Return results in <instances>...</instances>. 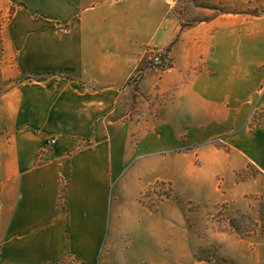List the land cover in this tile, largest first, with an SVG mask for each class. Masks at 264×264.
<instances>
[{
    "label": "crops",
    "instance_id": "obj_1",
    "mask_svg": "<svg viewBox=\"0 0 264 264\" xmlns=\"http://www.w3.org/2000/svg\"><path fill=\"white\" fill-rule=\"evenodd\" d=\"M16 1L0 0V23L14 9L1 26L0 57L31 80L4 95L0 108L9 133L0 163V264H56L67 254L96 264L130 213L135 174L115 185L125 159L115 125L132 102L153 94L167 102L156 124L172 145L186 134L243 129L264 103V0H205L212 7L198 22L168 0ZM147 47L171 49L174 66L161 79L146 71ZM138 70L145 76L136 86ZM239 133L236 165L224 172L254 168L237 187L241 198L262 195L264 131Z\"/></svg>",
    "mask_w": 264,
    "mask_h": 264
},
{
    "label": "rangeland",
    "instance_id": "obj_2",
    "mask_svg": "<svg viewBox=\"0 0 264 264\" xmlns=\"http://www.w3.org/2000/svg\"><path fill=\"white\" fill-rule=\"evenodd\" d=\"M168 2L189 22L202 20V9L212 7L205 0ZM214 8L225 12L223 7ZM13 11L4 16L0 31ZM160 50L147 47L142 56L146 54V71L153 69L150 57L158 52L169 56L171 65L156 70L161 79L173 68L174 59L170 48ZM14 65V60L0 57V108L4 95L31 80L22 77ZM135 75L130 81L138 86L145 75L139 70ZM166 106L153 94L148 102H132L130 116L112 130L115 145L125 157L121 181L115 185L135 175L127 197L129 217L125 214L121 219V233L115 241L106 239L102 259L96 264H264V193L241 198L237 187L256 171L248 166L236 175L224 172L226 166L236 165L239 132L245 128L250 134L264 131V103L256 105L241 130L211 138L186 134L178 145L168 143L156 124ZM7 125L0 109V163L6 158L1 149L9 137ZM58 264L85 263L67 254Z\"/></svg>",
    "mask_w": 264,
    "mask_h": 264
},
{
    "label": "built area",
    "instance_id": "obj_3",
    "mask_svg": "<svg viewBox=\"0 0 264 264\" xmlns=\"http://www.w3.org/2000/svg\"><path fill=\"white\" fill-rule=\"evenodd\" d=\"M149 60H150L149 63L151 65V67L154 70H159V71L165 70L166 67L170 66L172 63L169 56L166 53H160V52H158V54L150 57ZM55 142H56L55 139L48 141V146L54 145Z\"/></svg>",
    "mask_w": 264,
    "mask_h": 264
},
{
    "label": "trees",
    "instance_id": "obj_4",
    "mask_svg": "<svg viewBox=\"0 0 264 264\" xmlns=\"http://www.w3.org/2000/svg\"><path fill=\"white\" fill-rule=\"evenodd\" d=\"M63 260H64V258L61 261H59L58 263L62 262ZM58 263H56V264H58Z\"/></svg>",
    "mask_w": 264,
    "mask_h": 264
}]
</instances>
